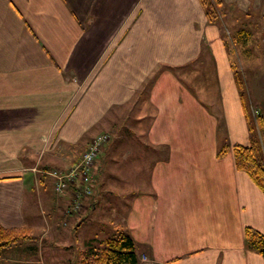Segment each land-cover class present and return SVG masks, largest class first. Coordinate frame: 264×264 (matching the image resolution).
<instances>
[{"label": "crops", "instance_id": "1", "mask_svg": "<svg viewBox=\"0 0 264 264\" xmlns=\"http://www.w3.org/2000/svg\"><path fill=\"white\" fill-rule=\"evenodd\" d=\"M223 1L264 17V0ZM227 47L200 0H0V225L33 230L38 200L65 208L72 193L40 171L72 166L115 106L114 138L148 120L157 155L122 218L139 257L264 264L245 243L246 227L264 233V193L235 163L250 139Z\"/></svg>", "mask_w": 264, "mask_h": 264}, {"label": "rangeland", "instance_id": "2", "mask_svg": "<svg viewBox=\"0 0 264 264\" xmlns=\"http://www.w3.org/2000/svg\"><path fill=\"white\" fill-rule=\"evenodd\" d=\"M219 11L221 37L228 45L227 51L233 67L240 70L245 81L249 105L253 108V113L262 111L264 114V17L252 18L235 5L222 6ZM243 30L249 33L246 43V36L240 37ZM187 83L195 89L194 84ZM142 89L146 90L147 85ZM122 108L128 117L132 111L131 106L125 105ZM117 111V107H109L101 123L91 130L99 132L104 129L102 133L111 136L102 152L109 154L107 166L98 172L101 169V154L94 169L96 179L92 182L93 192L82 198L83 204L86 199L94 198L97 210L88 213L83 207L75 212L72 204L70 205L72 202L68 201L65 202L64 209L59 207L58 211L55 209L50 213L46 204H42L43 209L38 200L39 210L35 217L37 226H33L29 238L1 253L0 264H77V255L81 250L114 237L119 230H126L122 218L129 211L134 192L150 190L149 176L157 155L148 145V120H143L141 125L129 118L126 139L114 138V131H120L113 127L115 118L118 117ZM106 117L111 118L110 121ZM91 132L85 135L84 140L82 138L83 144ZM82 143L76 146L79 152L83 148ZM70 167L69 165L63 169ZM45 179L48 180V177L45 176ZM50 180L54 179L50 177ZM53 192L57 195L55 190ZM54 194L51 192L49 196L54 197ZM46 220L52 224L51 229ZM140 260L143 264H154L147 256H142Z\"/></svg>", "mask_w": 264, "mask_h": 264}, {"label": "trees", "instance_id": "3", "mask_svg": "<svg viewBox=\"0 0 264 264\" xmlns=\"http://www.w3.org/2000/svg\"><path fill=\"white\" fill-rule=\"evenodd\" d=\"M200 2L209 21L214 24L219 23V8L224 5V1L200 0ZM248 35L249 33L244 30L240 32V37L246 36L244 43H246ZM234 71L235 81L248 125L250 143L249 145L235 144L232 146V151L237 168L246 172L264 193V114L253 113V108L251 109L245 93V81L240 70L234 67ZM230 149L229 145L224 146L220 149L218 155H225ZM31 233L32 229L30 228H5L0 225V255L3 251L29 238ZM245 243L250 250L264 256V233L255 228L246 227ZM77 264L143 263L137 251V244L131 234L125 230H119L118 234L114 237L102 240L98 245H90L86 249L81 250L77 255Z\"/></svg>", "mask_w": 264, "mask_h": 264}, {"label": "built area", "instance_id": "4", "mask_svg": "<svg viewBox=\"0 0 264 264\" xmlns=\"http://www.w3.org/2000/svg\"><path fill=\"white\" fill-rule=\"evenodd\" d=\"M110 140V134L101 133L93 138L79 160L69 169L40 171L54 179L56 193L62 196L68 192L72 193L71 204L75 212H79L83 208V196H89L93 192L92 182L95 180V165Z\"/></svg>", "mask_w": 264, "mask_h": 264}]
</instances>
